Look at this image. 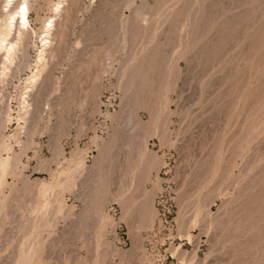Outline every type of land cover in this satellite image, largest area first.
I'll use <instances>...</instances> for the list:
<instances>
[{
    "label": "rangeland",
    "instance_id": "374dc122",
    "mask_svg": "<svg viewBox=\"0 0 264 264\" xmlns=\"http://www.w3.org/2000/svg\"><path fill=\"white\" fill-rule=\"evenodd\" d=\"M57 2L0 80V264H264V0H80L35 102Z\"/></svg>",
    "mask_w": 264,
    "mask_h": 264
},
{
    "label": "bare ground",
    "instance_id": "6f19581e",
    "mask_svg": "<svg viewBox=\"0 0 264 264\" xmlns=\"http://www.w3.org/2000/svg\"><path fill=\"white\" fill-rule=\"evenodd\" d=\"M64 1H66V4H64ZM64 1L63 0H58L57 7L55 9V14H54V16L59 15L61 18H59L58 20H55L52 17L53 19L50 20V23L47 26H45V30H43L45 35H44V37L42 39L43 43H42V48L40 49V53H39V60H38L39 63H38V66H36V70L33 71L32 75H30L31 76L30 77L31 88L34 89V94H32V95H33V98L36 100L35 102H37V100L39 102H41V99H42L43 95L47 92L45 90L46 85L44 84V82L47 79L51 82V80L49 79V76H51L50 73H52L51 71L47 70L45 74L43 73L44 77H42V80H40V76L42 74V70L44 71L45 67H46V64H48L47 63L48 62L47 59L49 58L48 56H50V54H52V52L55 49L54 46L52 45V43H53L52 40L55 38L54 35H59L60 39L64 38L63 36H65V32L67 30L68 23L72 20V18H74L73 15L77 14L75 12L80 8V5H81L80 0H64ZM4 5H5L4 7H6V8L5 9L3 8L4 11L0 12V80L1 81H3V79L6 76L8 77L9 73H12L14 71V74H15V73H18L19 70H21V68L23 67V65L25 63V61H24V58H25L24 57V49H25L26 38H27L28 35L31 36V34L33 32H35V30L33 29L32 25L30 23V19H29V17H30L29 16L30 0H6V4H4ZM133 22H134V20H133ZM141 22H143V21H141ZM53 25H54V29L52 28ZM138 26H141V25H138ZM136 29L140 30L141 28H136ZM68 30H70V29H68ZM65 41H66V37H65ZM152 52H154V51H152ZM152 52H151V54H152ZM93 56H94V54H93ZM148 56H150V55H148ZM154 56H156V55H154ZM95 57H97V56L95 55ZM92 58H94V57H92ZM151 58H152V56H151ZM93 60H95V59H93ZM96 60H95V62H93V61H91V62H93L94 64L98 63V62H96ZM147 60L148 61L145 64H147L148 68L151 70V68L154 66V65L153 66L151 65L152 64L151 62H153L152 60L155 61V59L149 60L148 57H147ZM94 66H96V65H94ZM37 67H40L41 71ZM79 68H80V66H79ZM81 68H82V66H81ZM89 68H91V67H89ZM143 69H144V66H143ZM148 70L145 69L144 71H142V74H144L145 71H148ZM96 82H97V80H96ZM146 83H147V81H146ZM95 86H97V85H95ZM73 92H74V90H73ZM68 93L69 92H67V95H68ZM72 93H71V95H72ZM74 93H73V95H74ZM92 94H94V93H92ZM65 98L68 99V96L65 97ZM69 98H71V97H69ZM67 102H68V100H67ZM36 105H37V107H39V105L37 103H36ZM66 105H69V103L66 104ZM131 112L132 111L130 110V113ZM35 116H37V115H35ZM33 117H34V115H33ZM150 118L151 119L153 118L152 117V112H151V117ZM151 119L149 120L150 121L149 122V124H150L149 126L150 127H153V126L156 127L157 125H154ZM62 121H64V119ZM65 121H66V119H65ZM135 127H136V125H135ZM146 135H148V134H146ZM146 135L144 136V139H145ZM145 140L147 141V139H145ZM145 140L143 141V143H145V145H146V141ZM142 145H144V144H142ZM127 149H128V147H127ZM142 149L143 148L141 146L140 151H142ZM57 152H59V150ZM143 152H144V150H143Z\"/></svg>",
    "mask_w": 264,
    "mask_h": 264
}]
</instances>
